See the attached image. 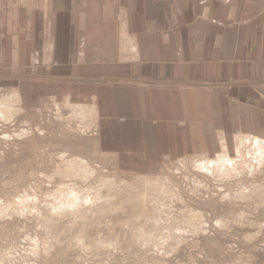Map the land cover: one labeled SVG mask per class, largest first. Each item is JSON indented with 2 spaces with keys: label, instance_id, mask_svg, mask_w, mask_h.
Here are the masks:
<instances>
[{
  "label": "rangeland",
  "instance_id": "1",
  "mask_svg": "<svg viewBox=\"0 0 264 264\" xmlns=\"http://www.w3.org/2000/svg\"><path fill=\"white\" fill-rule=\"evenodd\" d=\"M30 72L0 67V264H264V126L129 172L94 107L16 79Z\"/></svg>",
  "mask_w": 264,
  "mask_h": 264
},
{
  "label": "crops",
  "instance_id": "2",
  "mask_svg": "<svg viewBox=\"0 0 264 264\" xmlns=\"http://www.w3.org/2000/svg\"><path fill=\"white\" fill-rule=\"evenodd\" d=\"M0 67L93 106L100 150L154 174L262 130L264 0H0Z\"/></svg>",
  "mask_w": 264,
  "mask_h": 264
},
{
  "label": "bare ground",
  "instance_id": "3",
  "mask_svg": "<svg viewBox=\"0 0 264 264\" xmlns=\"http://www.w3.org/2000/svg\"><path fill=\"white\" fill-rule=\"evenodd\" d=\"M16 95L19 96L18 94H16ZM16 95H14V97H15ZM19 98H20V97H18V99H19ZM16 99H17V98H16ZM18 99H17V101H19ZM17 101H16V102H17ZM20 101H21V99H20ZM69 104H70V103H69ZM19 105H20V103H19ZM78 106H79V105H78ZM78 106H76V107H78ZM73 107H75V106H73ZM79 107H80V106H79ZM81 107H82V106H81ZM88 107H89V106H88ZM85 108H86V107H85ZM92 108H93V107H92ZM77 109H79V108H77ZM80 109H82V108H80ZM83 110H84V108H83ZM90 110H91V109H90ZM77 111H78V110H77ZM80 112L83 113V111H80ZM218 156H219V157H218V158H219L218 161H215L214 159L211 160V159H209V158L206 159V160H207V162H208L210 165H211V164H214V163H221V162H230V163L232 162V161L230 160V158H229V155H227V154H225V155H224V154H219ZM205 162H206V161H205ZM201 164H204V163L201 162ZM214 166H215V165H214ZM222 166H223V164H222ZM75 195H76V194H75ZM67 196H68V195H67ZM73 198H74V197H73ZM72 200H73V201H72ZM72 200L70 199L69 201H70V202L72 201V203H76V201H74L75 199H72ZM69 201H68V202H69ZM72 203H71V204H72ZM75 205H76V204H75ZM70 206H71V205H70ZM72 206H73V205H72Z\"/></svg>",
  "mask_w": 264,
  "mask_h": 264
}]
</instances>
